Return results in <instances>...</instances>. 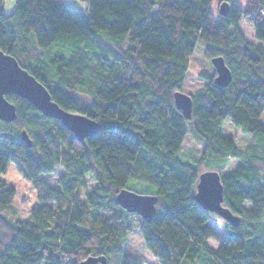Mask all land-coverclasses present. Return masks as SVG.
<instances>
[{
  "label": "trees",
  "instance_id": "16d2710c",
  "mask_svg": "<svg viewBox=\"0 0 264 264\" xmlns=\"http://www.w3.org/2000/svg\"><path fill=\"white\" fill-rule=\"evenodd\" d=\"M212 3L88 0L83 14L60 0H16L11 13L0 9V50L62 107L100 124L82 143L61 120L6 95L18 116L0 119V174L14 163L42 204L20 218L15 187L0 179V264H79L101 255L131 264L121 252L136 220L158 264H264V0L229 2L219 16ZM242 19L255 40L240 29ZM199 43L207 59L223 56L233 76L220 86L215 70L201 69L206 83L191 94L186 119L174 95ZM227 118L250 135L244 146L224 133ZM187 130L203 144L200 155L183 153ZM230 158L235 165L221 173ZM203 166L221 174L224 204L240 217L227 223L217 249L208 244L218 238L211 214L193 197ZM56 167L65 169L59 188L41 176ZM88 175L96 185L84 193ZM124 188L158 196L152 220L115 201Z\"/></svg>",
  "mask_w": 264,
  "mask_h": 264
},
{
  "label": "water",
  "instance_id": "95a60500",
  "mask_svg": "<svg viewBox=\"0 0 264 264\" xmlns=\"http://www.w3.org/2000/svg\"><path fill=\"white\" fill-rule=\"evenodd\" d=\"M229 8V1H223L220 13L227 15ZM211 62L216 71L215 83L227 86L233 74L225 59L219 55L213 57ZM8 94H16L28 100L44 115L61 120L82 143H85L87 137L95 135L100 127L99 122L88 115L62 107L53 99L46 85L24 68L14 55L0 50V119L12 122L17 118L18 113L16 104L7 98ZM174 100L184 117L191 119L193 109L191 94L178 90L175 92ZM21 136L29 146H32V139L26 130L22 131ZM193 197L207 211L218 214L227 223L232 225L240 223L239 215L224 204V185L221 174L217 170H204L199 174ZM115 201L127 211L150 221L156 212L158 196L124 188L116 195ZM79 264H109V262L106 255H101L89 256Z\"/></svg>",
  "mask_w": 264,
  "mask_h": 264
},
{
  "label": "rangeland",
  "instance_id": "374dc122",
  "mask_svg": "<svg viewBox=\"0 0 264 264\" xmlns=\"http://www.w3.org/2000/svg\"><path fill=\"white\" fill-rule=\"evenodd\" d=\"M64 2L68 7L73 8L83 14L88 13V4L87 6H82L79 0H60ZM9 0H4L2 3H0V9L4 11L5 13H11L15 7H16V0H13L12 6L8 7ZM216 3L219 6V1L216 0ZM239 4L238 2H235ZM241 5V4H239ZM243 6V5H242ZM213 9V7H212ZM215 16H219L220 10L218 13L213 9ZM240 29L245 34V36L250 40H255L253 35V28L248 24L246 19H242L239 24ZM252 33L249 35V33ZM208 69V70H215L212 62L210 59H207L203 52L202 44L199 43L195 47L189 63V68L187 71V75L185 78V81L183 82V85L181 87L182 91L192 94L198 91H201L204 89L206 81L199 75V72L201 69ZM81 96L90 102V97L81 94ZM263 121H264V113H263ZM223 131L226 135H232L236 138L238 144L240 146H244L249 138L250 135L244 134L240 128L235 126L229 118L225 119L223 123ZM204 146L203 144L196 139V137L187 130L186 137L184 140L183 145V153L185 155H190L189 153H192L191 156L200 155L202 153ZM190 156V157H191ZM236 159H229V162H227V165L224 169L221 170V173H224L231 169L235 165ZM213 167L207 166L202 167L201 170H213ZM65 172V169L63 167H56L55 171L50 174H43L41 175L42 178L46 179L49 184H51L53 187L59 188V182L58 179L62 173ZM0 179H4L9 185L14 186L16 189V196L14 200V213L19 216L22 219H29V214L31 208L34 206H40L42 204L41 201L37 198V190L33 186L32 182L25 179L17 170L14 163H10L7 173L2 175L0 174ZM86 183H87V189L84 191V193L90 191L95 185L96 182L92 178V176L88 175L85 177ZM133 184V183H132ZM131 182L128 183L129 186L133 185ZM137 190L142 191L140 193H143L145 190L137 188ZM211 223L214 225L215 230L217 231L218 238L217 239H210L208 244L210 247L217 249L220 240L225 236L227 232V221L219 216L216 213L211 212ZM138 221H135V224L133 225V229L130 231L128 235L127 241L124 243L122 248V257L127 258L131 264H158L156 258H150L147 254V248L144 245L143 236L137 227ZM131 234V235H130ZM133 238H138L142 241L139 246H134L133 244ZM215 241V242H213Z\"/></svg>",
  "mask_w": 264,
  "mask_h": 264
},
{
  "label": "clouds",
  "instance_id": "9594fccd",
  "mask_svg": "<svg viewBox=\"0 0 264 264\" xmlns=\"http://www.w3.org/2000/svg\"><path fill=\"white\" fill-rule=\"evenodd\" d=\"M79 2L81 3L82 6H85V7H86L87 4H88V0H79ZM12 3H13V0H9V2H8V7H11V6H12ZM212 7H213V9L218 13L219 8H218V5H217V3H216V0H213ZM251 34H252V33L250 32L249 35H251ZM130 235H131V234H130ZM210 239H211V238H210ZM213 242H215V241H213ZM141 243H142V241L139 240L138 238H133V244H134V246H139V244H141ZM147 254L149 255L150 258H155V257H154V254L151 253V250H150V249L147 250Z\"/></svg>",
  "mask_w": 264,
  "mask_h": 264
},
{
  "label": "snow or ice",
  "instance_id": "6c2138e0",
  "mask_svg": "<svg viewBox=\"0 0 264 264\" xmlns=\"http://www.w3.org/2000/svg\"><path fill=\"white\" fill-rule=\"evenodd\" d=\"M229 2H238L241 5H246L248 0H229Z\"/></svg>",
  "mask_w": 264,
  "mask_h": 264
}]
</instances>
